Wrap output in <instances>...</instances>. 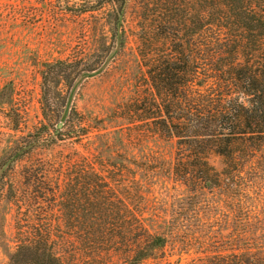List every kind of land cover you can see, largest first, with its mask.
I'll return each mask as SVG.
<instances>
[{
  "label": "trees",
  "instance_id": "obj_1",
  "mask_svg": "<svg viewBox=\"0 0 264 264\" xmlns=\"http://www.w3.org/2000/svg\"><path fill=\"white\" fill-rule=\"evenodd\" d=\"M19 1L28 27L47 15L68 33L59 57L35 61L33 124L13 78L0 76V104L14 108L0 130V238L8 216L13 229L1 264H179L165 249L205 244L178 234L213 192L239 225L224 250L190 264H264V245L241 227L252 160L264 152V0ZM132 29L134 83L105 113L81 111L74 91L125 61ZM166 179L192 193L191 214L157 210L154 187Z\"/></svg>",
  "mask_w": 264,
  "mask_h": 264
},
{
  "label": "rangeland",
  "instance_id": "obj_2",
  "mask_svg": "<svg viewBox=\"0 0 264 264\" xmlns=\"http://www.w3.org/2000/svg\"><path fill=\"white\" fill-rule=\"evenodd\" d=\"M19 2V0H0V76L4 74L15 81L21 95L17 108L24 110L28 124L31 125L40 117L38 102L40 78L35 61L44 62L59 57L60 48L57 38L60 36L66 38L67 30L59 24L57 19L47 15H44L42 19L38 18L39 21L31 28L28 27L33 17L24 16L19 12ZM128 35L127 52L129 54L125 61L120 65L112 64L114 67L110 66L109 73L99 74L82 81L74 91L75 104L81 111L92 114L105 113L107 108L119 100L126 86L134 83L139 72L136 59L138 40L133 29L129 30ZM121 68H126L127 73L124 71V77L119 78L122 74ZM3 81L0 78V85ZM11 106L9 103L0 104V130H4L1 128L3 118L14 111ZM162 150L168 156L172 153L169 145L164 146ZM211 163L217 169L222 168V159L219 156H212ZM252 165L248 190L246 195L245 192L243 193L246 196L243 200L249 205V209L247 208L249 219L243 218L241 227H247L253 231L252 235L258 242L256 244L264 245V152L256 153ZM162 182L154 187L155 204L160 214H165L167 220L176 212L187 211L191 214L193 207L185 204V201L192 193L185 186L170 179ZM217 196L216 192L206 195L201 203L208 202L209 208L203 205L197 215L192 213L188 216V219L184 220L188 226L184 227L189 230L178 234V237L186 234L192 238L196 236L206 245L199 247L196 244L190 246L169 244L165 249L167 260L172 263L179 261V264H190L206 254H211L213 250L225 249L220 242L223 237L226 238L228 232L239 225L235 220L238 211L225 207L220 201L222 198L219 199ZM216 201L218 203H214ZM195 216L201 220L197 222ZM4 230V238H0V264L7 260V253L11 251L13 245L10 216L7 217Z\"/></svg>",
  "mask_w": 264,
  "mask_h": 264
}]
</instances>
